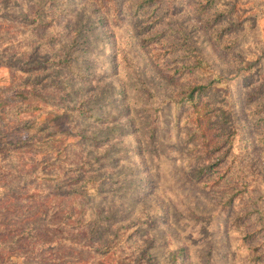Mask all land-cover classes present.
<instances>
[{
  "label": "rangeland",
  "instance_id": "obj_1",
  "mask_svg": "<svg viewBox=\"0 0 264 264\" xmlns=\"http://www.w3.org/2000/svg\"><path fill=\"white\" fill-rule=\"evenodd\" d=\"M137 1L58 0L49 14L57 15L54 30L64 31L56 42L48 41L54 36L48 28H31L0 18V57L3 53L18 54L22 60L32 54H60L69 46L74 25L91 24L86 40L92 43L79 40L81 44L64 51L77 59L74 69L85 76L80 81L77 78L74 85L77 92L81 91L76 100L102 109L105 125L120 128L114 139L104 140L97 148L67 146L61 153L62 163L50 160L62 145L74 141L73 137L61 135L60 142L50 143L52 147L39 142L7 145L29 135L39 140L47 132L40 122L61 110L57 104L31 97L36 91L25 97L28 92L21 89L19 80L21 69H27V65L18 69L0 65V264H24L21 255L28 254V250L11 245L10 227L33 222L35 217L34 221L45 228L63 222L65 210L76 198L75 194L49 193L54 183L32 179L42 171L65 170L57 190H69L62 181L80 170L86 154L87 172L101 174L100 180L105 177V183L95 180L103 189L100 194H110L97 206H87H92V213L112 216L101 222L99 237L111 239L114 249L110 255L100 246L97 252L78 250L69 244L87 239L83 229L61 228L64 233L59 234L48 228L54 238L67 239H54L57 250L48 258H54L58 251L73 255L66 264H111L113 260L129 259L133 263L146 249L150 261L144 264H264V124L260 121L264 117V0H218L205 13L197 9L204 0H153L141 16L149 26L146 32L160 36L148 45L141 41L135 18H130V6ZM5 9L24 11L9 5ZM229 9L233 10L229 21L241 25L236 32L215 39V32L229 21L213 26L208 22ZM232 40L235 45L231 50L221 49L223 43ZM161 51L170 53L156 57ZM200 58L205 61L200 67L186 69ZM51 72L37 76H44L45 81ZM218 76L223 80L215 83L202 100L211 97L207 102L210 108L224 106L227 121L219 122L214 111L206 112L210 115L208 125L193 132L190 125L183 124L191 107L173 111L168 98L177 96L186 85ZM259 87L261 95L248 100ZM42 91L56 101L62 92L51 87ZM53 124L75 130L64 118ZM149 129H153L150 134ZM200 158L219 165L197 180L189 172ZM86 176L84 171L82 181ZM25 179L30 184L24 190L36 187L46 195L16 200ZM15 200L17 207L5 209ZM156 207L163 210V218ZM249 233L252 239L242 240ZM40 240L43 242L45 236ZM94 242L98 244V239ZM178 248L183 249L182 254L172 260L169 252ZM251 255L258 256L259 262H250Z\"/></svg>",
  "mask_w": 264,
  "mask_h": 264
},
{
  "label": "trees",
  "instance_id": "obj_2",
  "mask_svg": "<svg viewBox=\"0 0 264 264\" xmlns=\"http://www.w3.org/2000/svg\"><path fill=\"white\" fill-rule=\"evenodd\" d=\"M218 0H204L203 4H199L197 9L199 13H205L209 11L217 2ZM58 2V0H54L53 2L47 1V0H1L0 2V18H5L6 20H13L18 21L20 23H23L26 26H30L31 28H48L50 31H53L54 36L50 37L48 41L56 42L59 41V38L61 35L64 34V31L60 32L58 30H54V23L53 19L57 17V15L49 16L50 13H52V7ZM151 3H153V0H139L133 5L130 6V18L132 16L135 18V26L138 29V33L141 34V41L145 45H148L149 43L153 42L155 39H157L160 34H154L151 35L147 33V29L149 26L144 24V19L142 18L141 14L143 12V9L145 7L151 6ZM30 4L31 8H27V5ZM10 6L11 8H14L15 10H19L21 8H24V11L22 13H19L17 11H8L5 9L6 6ZM113 7H117L116 2H112ZM233 15V10H223L213 16L209 22V26H213L215 24H218L222 21H229V19ZM81 22V21H80ZM241 23L238 21H229L225 26L219 28L218 32H215V35L213 37L215 39H219L227 34H231L233 32H236ZM90 25H85L83 22L76 24L72 27L71 33L72 36L69 41V46L64 51H69L81 44L79 40H84V42H90L92 41L86 40L88 37L90 31H89ZM235 45V41H229L227 43H223L221 45V49L224 51L231 50ZM64 51H62L60 54L56 53H48L47 54H32L28 55L25 60H22V58L18 54H6L0 57V65L5 67H12L16 66L15 68L18 69L19 67L22 68L20 65H27V69L20 71L22 73L21 78L19 82V86L21 89L27 91L28 94L25 97L31 96L33 91H36L35 94L31 97H37L41 101L45 103H53L57 104V108L61 110L59 113L54 114L51 116L48 120L40 122L43 126V130L47 131L46 134L39 136V140H33L32 138H35V135H30L21 141H18L16 144H12L10 142H6L7 145H13L15 146H25L33 144L34 142H39L42 145L45 146H51V142L54 141H61L62 138L61 135H67L68 137H73L75 140H71L68 143H65L62 145L61 149L56 153L55 157L50 161H59L61 162V153L64 152L65 148L67 146H71V148L79 147V149H83L86 146H93L98 147L103 143L104 140H111L114 139L115 135L120 131V128L118 126H108L105 125V121H107V118L103 112L102 109L96 108L94 106H87L85 103V100H82L81 102H78V95L81 94V91L79 90L77 92V88L74 86L76 83L77 78L78 80H82L85 78L84 74H81L80 72H77L74 69L75 63L74 61L77 60L75 57L72 58L71 55L66 54ZM170 53L169 51H161L159 54H156V57H162L163 55H166ZM1 54V53H0ZM56 54V55H55ZM205 61L203 59H198L196 64L186 66V69L189 71H194L198 67H200ZM48 71L51 72V76L47 78V80L43 81L42 77H38L39 73H47ZM49 75V74H48ZM63 75V76H62ZM223 80L222 76H218L216 79H210L203 83H196V84H189L184 86V88L181 89L180 92L177 93V96L169 97L168 101L169 104L172 106L173 111L175 109H181V108H187L188 106L191 107L190 113L187 115V117L183 120V124L190 125L192 127V131H196L198 129H203L204 126L208 125V114H205L206 112L210 113L212 111L215 112V115L220 117L219 122H225L227 111L224 106H213L212 108L207 106V102L210 101V98H207L205 100H202L204 96L207 95V93L214 88L215 83H219ZM46 87H51L53 90L56 91H62L60 96H58L57 101L51 97L50 94L44 93L42 89H46ZM42 91V92H41ZM261 95L260 87L255 89L253 92H251L248 95V100H255L257 97ZM200 99V100H199ZM200 103V104H199ZM199 104V105H198ZM264 108V103L261 106ZM2 114L3 111H0ZM175 113V112H174ZM64 118L66 122L69 124H72L74 127V131L70 129H61L58 128L53 122L57 121L58 119ZM177 114L174 115L175 123L178 122ZM260 121L264 124V117L260 118ZM91 125V126H90ZM93 126H96L95 128ZM49 127H54L50 130H48ZM92 127V128H90ZM225 128V127H224ZM153 129H149V134L152 132ZM118 131V132H115ZM61 138V139H60ZM60 139V140H59ZM264 140V136H263ZM6 145V144H5ZM82 155L80 154V157ZM89 155H85L83 157V162L80 164L79 171L74 174V176H71L68 178V180L62 181V185H69V190H60L57 189L61 185V183H58L59 179H63L64 177V171L56 172L55 170H47V172L42 171L41 175L35 176L31 182H49L54 183L55 185L54 190L49 193H59L57 195H63V193L75 194L76 198L73 197L70 201V206L65 210V213L63 215L64 221L59 220L58 222H55L54 224L50 225L49 227H43L40 224H38L34 219L32 218L33 222H27L25 221L23 224L19 226H12L10 227L8 231L13 232L12 233V239L10 241L11 245L17 246L18 249H26L28 250V254H22L21 258L24 262V264H66L68 260L72 259V254H66L65 256L63 254H60L58 251H56L54 258H48L53 254V250H57V241L54 239H61L62 241H66V238L57 236L55 237V234H52L47 229L51 228L53 231L62 234L64 233L63 229L66 228L78 231L79 229L84 230V235L87 236V239L81 240L79 242H71L69 246L77 248L78 250L83 251H95L103 247V251L107 253V255H110L113 251V246L111 239L109 238H101L100 235V228L102 226L101 222L105 219L112 218V216H101L99 211L92 213V206L89 208L88 204H93V206H97L98 203L104 202L106 197L108 195H101L100 193L103 191V189L98 188L96 181H101L105 183V177L100 180V175H93L87 172V167L85 166L86 158L88 159ZM201 159V158H200ZM219 159V158H217ZM207 158H202L197 162V165L190 170V176L193 179L200 180L202 178L207 177L210 173H212L214 168L219 165V163H213L214 161H211L210 163L205 162ZM221 160V159H219ZM94 161H98V156L95 157ZM205 162V163H204ZM85 169V170H84ZM86 171V177L85 180L82 181L81 178L83 177V172ZM111 174L112 170L108 172L109 180L111 181ZM68 181V182H66ZM30 183H27L26 179L22 182V190L18 194V199L26 200H34L37 197H40V195H46V191L42 190L40 191L39 188H27ZM214 186L216 184H213ZM30 186V185H29ZM107 189L110 191V186H107ZM57 191V192H56ZM67 195V194H66ZM56 196V195H55ZM16 200L10 204L9 208L5 209H14L17 207ZM231 201V198L227 200V204ZM222 205H224V202H222ZM87 207V209L84 208ZM162 214V218L164 215L163 210L160 207H156V211H160ZM88 215H85V214ZM94 215V216H93ZM155 215V214H154ZM21 216V215H20ZM19 217V216H18ZM62 217V218H63ZM66 218V221H65ZM12 218H10L11 220ZM18 219V218H17ZM201 219H204V216H202ZM236 219H239L237 217ZM235 220V219H234ZM30 224V225H29ZM73 226V227H71ZM80 227V228H79ZM264 227V224L261 226V228ZM10 234V232H8ZM50 235V238H49ZM45 240L41 242L40 237H44ZM52 236V238H51ZM247 238L248 240L252 239L251 233L246 234V236L242 237V240L244 238ZM98 239V244H95V240ZM33 240L35 241V244H25L28 243V241ZM85 241V242H82ZM247 243V242H246ZM59 244V243H58ZM111 244V245H110ZM2 244H0L1 247ZM10 245V244H7ZM96 245V246H94ZM31 247V248H30ZM96 247V248H95ZM31 250H30V249ZM183 249L178 248L174 252H169V256L172 260H176L175 257L182 254ZM58 253L60 256H57ZM114 254V252H113ZM112 254V256H113ZM108 257V256H107ZM150 254L146 249H143L140 256L134 259L135 261L132 263V259L127 260L126 262H123L122 260H113L111 261V264H144V262L150 261ZM48 258V259H47ZM250 262L257 263L259 262V257L256 255H251L249 258ZM27 261V263H25ZM122 262V263H121Z\"/></svg>",
  "mask_w": 264,
  "mask_h": 264
}]
</instances>
